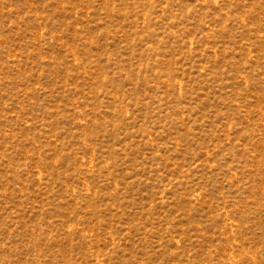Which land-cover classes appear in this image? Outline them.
I'll return each mask as SVG.
<instances>
[{"label":"rangeland","instance_id":"obj_1","mask_svg":"<svg viewBox=\"0 0 264 264\" xmlns=\"http://www.w3.org/2000/svg\"><path fill=\"white\" fill-rule=\"evenodd\" d=\"M0 264H264V0H0Z\"/></svg>","mask_w":264,"mask_h":264}]
</instances>
